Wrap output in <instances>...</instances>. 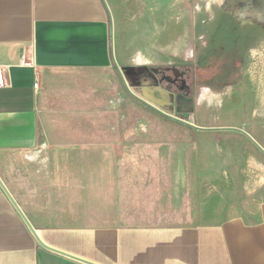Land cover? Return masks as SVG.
Instances as JSON below:
<instances>
[{"label":"crops","instance_id":"crops-1","mask_svg":"<svg viewBox=\"0 0 264 264\" xmlns=\"http://www.w3.org/2000/svg\"><path fill=\"white\" fill-rule=\"evenodd\" d=\"M178 11L177 0H0V180L60 250L38 242L0 184V264H264V151L247 135L264 148V98L249 113L261 141L199 125L205 95L174 111L202 128L129 124L117 65L170 111L146 72L161 38L186 29Z\"/></svg>","mask_w":264,"mask_h":264},{"label":"rangeland","instance_id":"rangeland-1","mask_svg":"<svg viewBox=\"0 0 264 264\" xmlns=\"http://www.w3.org/2000/svg\"><path fill=\"white\" fill-rule=\"evenodd\" d=\"M224 1L177 0L178 17H187L186 20H183L187 27L178 36H163L161 38V48H156L154 55L155 62H157L155 64L161 68L186 64L192 66L194 77L196 78L194 94L196 97L205 95L209 103L207 109H201L196 106L194 113L199 125L242 126L245 127L247 132L257 138V140L261 141L254 127L249 126L251 122L249 113L250 111H255L263 103L264 50L253 53L251 58L252 63L244 70L241 80L235 84L228 85H219L214 80L223 71L219 61H217V55H206V48L209 45V35L217 29L218 21H214V19H217V16L218 18L221 17L219 8L220 4ZM191 13L192 17L190 16ZM190 17L192 18L191 20L189 19ZM207 18L210 19L205 22L211 24L210 27L207 24L204 25V21H202ZM208 28L209 31L207 30ZM114 37L115 58L121 61L122 47L120 37L118 33L116 36L114 34ZM137 39L134 38L135 41ZM224 39H226V36H218L215 44L221 43ZM125 44H128L130 50H132V37H126ZM158 45L159 43L157 42L156 46ZM151 61L153 62L154 60ZM137 77L138 75L135 78ZM221 79L223 80V78ZM205 82L208 84H205ZM128 83L135 93L143 96L137 82L133 84L128 80ZM152 97L163 101L154 95ZM129 101V124L131 126L139 120H146V123L151 126H181L184 124L160 114L131 94H129ZM167 112L188 120L187 117L176 114L174 111ZM203 113L206 115L204 116L205 119H203Z\"/></svg>","mask_w":264,"mask_h":264},{"label":"flooded vegetation","instance_id":"flooded-vegetation-1","mask_svg":"<svg viewBox=\"0 0 264 264\" xmlns=\"http://www.w3.org/2000/svg\"><path fill=\"white\" fill-rule=\"evenodd\" d=\"M220 15V18L217 16L214 19L218 21L217 29L209 35L206 55L216 54L223 69L218 78H214L215 82L219 85L235 84L252 63L253 53L264 50V0H237L233 4L225 0L220 6ZM207 25L210 27L211 24ZM220 35L226 36V39L215 44ZM146 73L150 82H155L169 94L166 109H183L184 99L194 98L196 78L191 65L159 67Z\"/></svg>","mask_w":264,"mask_h":264},{"label":"water","instance_id":"water-1","mask_svg":"<svg viewBox=\"0 0 264 264\" xmlns=\"http://www.w3.org/2000/svg\"><path fill=\"white\" fill-rule=\"evenodd\" d=\"M117 67H118V70H119V72H120V74H121V77H122V79H123V81H124V84H125V86H126V88L128 89V91L130 92V94L132 95V96H134L135 98H137L138 100H140L141 102H143V103H145L146 105H148V106H150L152 109H154L155 111H157V112H159L160 114H162V115H164V116H166V117H169V118H171V119H173V120H176V121H179V122H181V123H184V124H186V125H189V126H192V127H195V128H202V127H199L198 125H196V124H194V123H192V122H190V121H188V120H186V119H183V118H181V117H179V116H176V115H174V114H171V113H169V112H167V111H165L164 109H162L161 108V106H162V103L161 102H159V100H157V99H154V97H152V95H154V96H156L157 98H159V99H162L163 98V95H161V94H157L156 93V95H155V93L154 92H156V90L155 89H153V88H149L148 86H147V88H145L144 90H143V96H140V95H138L137 93H135L133 90H132V88L130 87V85H129V83H128V80H127V78H126V76H125V74L123 73V71H122V69L117 65ZM149 92H151L152 93V95H151V93L149 94ZM186 100V99H185ZM187 101V100H186ZM185 103H187V102H185ZM179 111H183V109H181V108H179L178 109ZM239 130H241V131H243L244 133H246L244 130H242V129H239ZM247 134V133H246ZM258 146H259V148L261 149V150H263L264 151V148L260 145V144H258L249 134H247ZM0 184H1V186L3 187V189L8 193V195L10 196V198L12 199V201H13V203L15 204V206L17 207V209L19 210V212L23 215V217L25 218V220H26V222H27V224H28V226H29V228L31 229V231L33 232V234L35 235V237H36V239L38 240V242L42 245V246H44V247H46V248H49V249H52V250H55V251H59L60 252V250H57V249H55V248H53V247H51V246H49L48 244H46L43 240H42V238L39 236V234L37 233V231L33 228V226L30 224V222L26 219V217L24 216V214L22 213V211H21V209H20V207H19V205L15 202V200L12 198V196L10 195V193L8 192V190H7V188H6V186L3 184V182L0 180Z\"/></svg>","mask_w":264,"mask_h":264},{"label":"built area","instance_id":"built-area-1","mask_svg":"<svg viewBox=\"0 0 264 264\" xmlns=\"http://www.w3.org/2000/svg\"><path fill=\"white\" fill-rule=\"evenodd\" d=\"M23 64H26L25 60H22ZM6 68L3 65H0V87H3L6 81Z\"/></svg>","mask_w":264,"mask_h":264}]
</instances>
